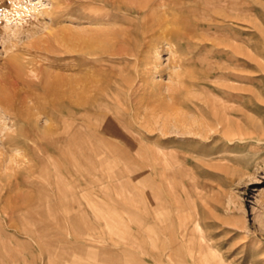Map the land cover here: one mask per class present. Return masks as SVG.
Wrapping results in <instances>:
<instances>
[{"label": "rangeland", "instance_id": "1", "mask_svg": "<svg viewBox=\"0 0 264 264\" xmlns=\"http://www.w3.org/2000/svg\"><path fill=\"white\" fill-rule=\"evenodd\" d=\"M62 1L0 0V63ZM171 2L193 34L139 48L149 80L118 110L47 111L21 149L0 112V264H264V0Z\"/></svg>", "mask_w": 264, "mask_h": 264}, {"label": "bare ground", "instance_id": "2", "mask_svg": "<svg viewBox=\"0 0 264 264\" xmlns=\"http://www.w3.org/2000/svg\"><path fill=\"white\" fill-rule=\"evenodd\" d=\"M63 1L46 13L49 24L45 31L29 40L25 49L11 51L0 63V112L13 128V136L7 135L8 138H13L12 145L19 148L28 144L30 134L35 141L45 138L42 130H38L37 120L47 111L64 116L71 127L86 120L83 109L94 106L102 110L117 109L118 105L109 99L111 92L133 95L141 90V86L134 90L135 86L148 79L149 69L138 60L139 48L158 39L166 40L169 45L187 43L195 27L185 18L171 15V0ZM77 4L79 11L75 9ZM77 12H87L93 17L85 22L87 28L63 25L65 16ZM125 25L130 28L122 29ZM158 30L162 31V37L154 35ZM127 58H133V73L126 77L118 74L121 70L114 63ZM81 67L92 70L79 75L76 72ZM213 119L216 126L224 124L219 114ZM159 129L160 136L167 134L164 122Z\"/></svg>", "mask_w": 264, "mask_h": 264}]
</instances>
